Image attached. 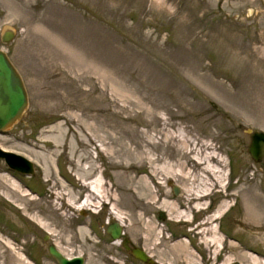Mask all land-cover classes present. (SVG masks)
<instances>
[{
  "label": "rangeland",
  "instance_id": "1",
  "mask_svg": "<svg viewBox=\"0 0 264 264\" xmlns=\"http://www.w3.org/2000/svg\"><path fill=\"white\" fill-rule=\"evenodd\" d=\"M0 47L29 96L0 147L35 163L17 173L0 157V264H57L51 243L84 264H147L106 231L114 206L132 247L146 244L130 230L140 214L163 229L149 238L155 264H264V160L248 151V130L264 131V0H0ZM186 137L213 147L204 153L224 159V176L174 220L126 188L156 190L148 169H168L157 183L182 203L185 158L170 145ZM79 181L115 198L56 211L62 194L80 204ZM213 228L221 246L206 242Z\"/></svg>",
  "mask_w": 264,
  "mask_h": 264
},
{
  "label": "bare ground",
  "instance_id": "2",
  "mask_svg": "<svg viewBox=\"0 0 264 264\" xmlns=\"http://www.w3.org/2000/svg\"><path fill=\"white\" fill-rule=\"evenodd\" d=\"M173 139H177V138L173 137ZM182 142L185 145L184 146L185 149L179 146L170 145L172 149L180 150L183 154V157L185 158L184 163L180 165L179 173L176 174L178 179L181 180L182 182L184 181V182L190 183L188 187L184 188V191H183L184 195L182 193V195L184 196V201L182 203L178 201H169L168 199L171 198V195L163 191L161 184L157 183L158 179H161V177L162 179H166L168 175L169 176L171 175V172L168 169H164V168H158V169L153 168L152 170L148 169V176L150 180L156 186L157 188L156 190L149 188L150 187L149 184L144 179H143V182L140 184V186L131 185L130 187L126 188L129 191H131L136 198H145L146 200L145 203L147 205H150L152 208L157 205L158 208L160 209L159 212L161 214H163V212L166 211V213H168L171 219H174V220H182L186 218L187 212L186 210H184V208L186 207L188 203H191L193 201L197 202L199 200L205 199L211 194L213 188L222 187L221 182H223V176H224L223 168L225 167V166L222 167L223 165L222 163L224 162V159H221L218 156V154H215V152H211L205 155L204 149H213L212 146L201 143L200 140L199 141H196L195 139L191 140L188 137L184 138ZM196 151H200V154L202 156V157H199L200 159H197L191 155V154H194ZM25 156L29 158L30 160H32L29 156L27 155ZM154 160L161 161L162 158L161 156H156ZM150 161L151 160L148 158L146 159L145 162L150 163ZM79 183H80V189H83V191H87V193L83 195L82 200L80 201V204H76L78 201L74 200V197H72L71 195L67 197L66 194H62L64 199L66 198V202L64 205L61 206V208L54 205L53 207L56 211H59V210L61 211V209L65 207L70 208V209H73V207L91 208V207H95L97 202L105 203L106 200L115 198L114 194L110 191V189H107L105 187L104 183L100 184V189H98L97 187L91 188L89 184L81 183V181H79ZM12 184H15V183H12ZM16 188L21 189V187L18 185L16 186ZM229 205L230 204L228 201H223L220 204L218 210L212 216H210L206 221L202 222L201 224H210L212 223V221H215V219L220 218L222 216L221 214L225 212V210L229 207ZM196 206L197 207H194V208L202 209V206H199V204ZM112 213H113V217L115 218L114 220L120 223L123 226V228H125L126 220L124 219L127 218L124 215L125 212H122V210H119L118 207L114 206L112 209ZM66 215L67 213L65 214V216ZM144 218H145L144 215L140 214L139 217L136 218L139 223H136L131 220L129 225H130V230L133 231L134 229L136 231H139L141 232L143 237H145L144 238L146 240L145 248L141 247V249L143 250L146 249L145 252L148 251L147 253L151 256L153 255L150 253L152 252L151 250H154L157 245H155L154 247H151L149 245V240H150L149 238H151L153 233L155 234V236L159 237L162 233H164V231L162 228H160V225H158V223H155L151 221L150 219H144ZM208 230L211 231L212 229H208ZM202 232L204 231L202 230ZM211 232L212 233L211 235H209V238L206 242L210 243L211 245L213 243L215 245L216 243H218V245L221 246L222 242L220 239V234L216 232L215 228H213ZM124 234H125V230L123 232V235ZM123 235H122V238L116 239V240L113 239V241L116 244H119V245L122 244ZM55 246L57 247L59 251L63 253V255L67 256L68 258H72L75 256H82V255L69 256L67 253H64V251H62V249H60V247L57 244H55ZM216 248H218V246ZM229 262H230V258L228 257L224 260L223 264H229Z\"/></svg>",
  "mask_w": 264,
  "mask_h": 264
},
{
  "label": "water",
  "instance_id": "3",
  "mask_svg": "<svg viewBox=\"0 0 264 264\" xmlns=\"http://www.w3.org/2000/svg\"><path fill=\"white\" fill-rule=\"evenodd\" d=\"M15 37V31L11 28H6L3 31L2 42L9 43ZM24 79L12 62L7 52L0 48V131H7L12 128L16 122L20 121L25 111L29 106V96L26 92ZM250 133V142L248 151L254 162L264 160V131L259 129L248 130ZM0 157L5 159L6 163L16 170L24 174H34L35 163L26 156L7 150L0 147ZM174 193L179 194L180 190L176 185H173ZM123 226L112 221L108 225L107 232L116 240L122 238ZM48 237H45L47 239ZM123 246L125 250L131 252L134 258L141 260L147 264H155V260L141 249V247H132L130 245L129 237L123 238ZM49 253L58 264H84L83 256H75L68 258L57 249L55 244L48 245Z\"/></svg>",
  "mask_w": 264,
  "mask_h": 264
}]
</instances>
